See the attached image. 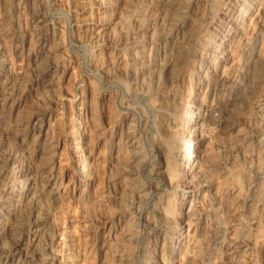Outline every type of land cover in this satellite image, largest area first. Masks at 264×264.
I'll return each instance as SVG.
<instances>
[{
    "label": "rangeland",
    "instance_id": "rangeland-1",
    "mask_svg": "<svg viewBox=\"0 0 264 264\" xmlns=\"http://www.w3.org/2000/svg\"><path fill=\"white\" fill-rule=\"evenodd\" d=\"M227 12L241 15L232 41L226 40L224 47L199 48L200 39L217 41L222 36ZM140 24L145 30L155 25L165 33L183 26L187 49L167 37L170 60L175 63L192 44L185 58L178 110L198 112L192 121L198 127L191 138L195 168L186 171L197 174L201 185L176 184L177 193L170 194L162 174L147 177V164L142 174L144 180L158 184L156 193L149 206L140 201L136 207L151 218L113 243L115 229L121 231L125 217L130 218L121 200L116 198L108 212L100 197L96 224L88 210L95 187L104 189L97 185L89 161L93 61L98 53L103 66L97 76H104L115 29ZM246 54L260 62L249 67ZM8 96L16 109L7 121H0V264H153L144 260L145 248L156 240L160 249L165 234L166 245L173 250L168 264H264V0L252 4L246 0H0V114ZM138 98L134 106L145 111L147 100ZM100 100L110 105L108 93H102ZM202 108L215 109L221 124ZM25 123L26 132L20 133ZM33 135L37 141L27 152ZM51 143L56 144L54 158L45 151ZM47 159L59 185L56 202L45 194L50 189ZM83 162L90 167L86 181L81 179ZM20 171L28 178L24 183L28 191L36 194L35 205L11 215L6 198L20 193L19 183L12 184L13 172ZM99 173L104 174L102 169ZM121 190L117 186V197ZM168 194L172 237L154 207ZM132 214L139 217L140 210ZM131 219L130 223H137ZM94 240L93 259L88 247Z\"/></svg>",
    "mask_w": 264,
    "mask_h": 264
},
{
    "label": "bare ground",
    "instance_id": "bare-ground-1",
    "mask_svg": "<svg viewBox=\"0 0 264 264\" xmlns=\"http://www.w3.org/2000/svg\"><path fill=\"white\" fill-rule=\"evenodd\" d=\"M152 1L148 0L149 3H152ZM246 2L252 4L253 0H246ZM230 8L231 1H228L226 9ZM243 11L241 10L240 14ZM240 14L234 15V13H230L227 26L224 27L221 32L222 36L218 37L217 41L214 39H200L197 46L201 49L209 45L224 47V42L229 39L232 41V37L237 33L238 22L241 18ZM142 26L143 24H140L138 28L115 29L114 36H112L114 40L109 45L110 58L104 66L106 68L104 76H97L103 66L98 53L93 61L96 74L92 88L94 121L89 138V142L92 145L89 161L93 164V173L97 185H102L104 189L95 187L93 195H89L88 210L96 224L99 217L100 197L103 198L105 211L108 212L117 198L123 203L121 207L127 209L130 218H134L137 222L136 224L130 223L133 219L130 220V218L127 219L125 217L124 228H121V231L115 229L113 243L121 242L122 235L133 234L140 223L151 218L144 210L141 211L140 207H136L140 201H146L149 206L154 199L158 184L147 177L162 174L163 178H165V183L167 181L169 189L172 191L170 194L177 193L176 187L174 188L176 184L183 186L196 183L197 187L201 185L199 182L200 177L197 174H188L186 171H191L195 168L192 162L194 161V157H196V153L194 154L193 148L191 149L192 144H194V142L191 143V138L193 132L198 127V122L192 123L198 112L186 108V112L180 114L178 110L180 87L184 80L183 69L185 67V58L192 44H189V49L180 57L179 62L175 63L173 60H170L172 51H169L167 48L171 43L167 37L169 35L172 36L171 39L177 44L183 43L182 47L179 46V48L185 49L188 45L186 37L183 36L185 32L183 26L175 27L166 31V33L162 29L156 28L155 25L149 30H145ZM147 32H150L151 38L149 45L145 43ZM133 42H135V46L131 48ZM246 56V65L251 68L260 62L259 58L250 57L249 54H246ZM145 68L147 69L146 71L144 70ZM205 75H209V69L206 70ZM201 79L202 75L198 74L197 83H200ZM112 83L116 84V86L111 87L110 84ZM104 92L109 95L110 105L106 106L101 103L100 98ZM141 96L147 100L145 111H139L138 107L134 106L139 102L138 97ZM2 101L1 122L11 117L16 109L15 101L11 99V96L5 97ZM197 109H201V106H198ZM202 109L210 113L215 123L221 124V115L218 116L215 109ZM165 110L167 113L164 112ZM223 110L225 111V109ZM186 113L189 116L188 119L185 118ZM31 115L27 118L30 119ZM48 118H51L50 114ZM49 123L53 124V122ZM22 125L24 127L21 128L20 133L21 131L25 133L26 123ZM33 136L30 143L28 142L27 146H24L27 152L30 148L33 149L37 141V136ZM22 141L23 143L26 141V135H24ZM46 147L44 148L45 151L48 149V153H46L48 157L54 158L56 144L51 143ZM201 148L205 152L208 151V148L204 145H201ZM99 158L102 163H99ZM185 162H187L186 166L184 165ZM147 164L150 165V170L147 174V179L144 180L145 176L142 174V169ZM45 167V170L49 169L47 171L49 175L46 184L47 189L50 188L45 191V194L48 200L56 202L59 185L53 175L54 167L50 159H47ZM89 168L86 162H83L80 167L83 171L81 179L84 181L90 178ZM100 169L103 170V175H100ZM12 181L13 186H15L16 182L19 183L20 193L15 194L11 198L7 197V201H5L9 205L6 207L9 209V214L20 215L25 208H31L32 205H35L36 194L28 191L30 190L29 187L24 184L28 181V178L21 171L19 173L13 172ZM119 185L122 188V192L117 197L115 192ZM0 190H3L2 186H0ZM170 194H168L165 201L159 200L154 203V207L161 214L160 217L164 222L165 231H170L167 236L171 235L170 237H172L175 232L170 227L171 223L168 217L170 213L168 212L171 199ZM0 198H2L1 195ZM135 210H140L139 217L132 216ZM110 215L112 216L111 213ZM41 230L43 231V229ZM165 235L163 236L160 249L157 248L156 240L145 248V261L152 262L153 264H158V261L161 264L169 263L172 259L173 250L168 249ZM158 236L159 234H156L154 238L157 239ZM95 244L94 240V243H90L88 247V255L93 259L96 257ZM111 245L112 243H110Z\"/></svg>",
    "mask_w": 264,
    "mask_h": 264
}]
</instances>
